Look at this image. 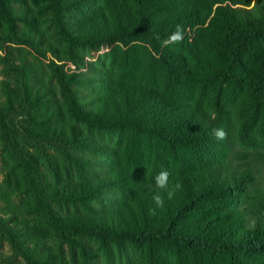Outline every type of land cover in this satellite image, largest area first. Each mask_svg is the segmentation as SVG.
Listing matches in <instances>:
<instances>
[{"label": "trees", "instance_id": "16d2710c", "mask_svg": "<svg viewBox=\"0 0 264 264\" xmlns=\"http://www.w3.org/2000/svg\"><path fill=\"white\" fill-rule=\"evenodd\" d=\"M177 25L182 41L162 46ZM0 44L47 60L0 57L1 150L72 260L32 235L29 264H100L84 238L110 264L127 247L125 264H264V0H0ZM161 169L182 191L150 212Z\"/></svg>", "mask_w": 264, "mask_h": 264}, {"label": "rangeland", "instance_id": "374dc122", "mask_svg": "<svg viewBox=\"0 0 264 264\" xmlns=\"http://www.w3.org/2000/svg\"><path fill=\"white\" fill-rule=\"evenodd\" d=\"M108 49L109 48L107 47H101L97 51L86 53L84 60L94 61L99 54L107 51ZM0 57L10 58L11 60H17L20 57H26L27 61L33 64V66L37 69L41 66L40 61L47 62V60L39 58L35 53L31 52L27 48L15 44H2L0 46ZM3 66L4 61L2 58H0V69ZM63 66L67 71L75 70L78 72L82 71L83 73H90L85 68H80L77 70L76 67L70 62L64 61ZM91 74L95 75L96 73L91 72ZM0 79H8V77L5 78V76L0 73ZM85 91L87 93L88 90L85 89ZM19 113L23 112H13L10 116V119L17 129H19L21 132H26L25 129L31 128V124H28V121L24 115H18ZM90 135H92L98 141L109 145H113L116 137L115 133L109 132L104 133L90 131ZM21 140L26 143V146H29V150L34 151L35 149V152L38 154V150L33 146L34 141H26L24 139ZM81 153L86 157L100 159L98 162L100 164L105 160V157L100 155L98 152L83 151ZM40 162L42 164V170L45 174L52 177V179L57 177L56 174H54V171L50 170L46 161L41 159ZM62 171L64 172L63 169ZM18 172L19 170L15 167V161L12 160L6 152L1 150L0 145V216L6 218L4 219L6 220V225L11 226L13 235V237L9 238L0 224V264H29L25 251H28L26 245L29 243V237L32 235L41 237L42 242L52 250L54 255H64L71 263L72 260L70 258V250H68L69 245L63 243L61 239L54 236L53 230H51L34 212L28 196L21 192L18 182ZM262 183L264 185V173L262 177ZM83 243L86 246L85 248L90 249V251L95 254V256L89 257L90 260L100 264H110V262H108V256L104 255L98 241L84 238ZM114 251V257L118 256L120 258L118 259L111 257V259H113V264H125L128 263V260L134 261L138 255V252L134 248L130 249L127 247L125 250H122L121 253H119L117 249H114ZM32 254L33 252L31 251L27 255L31 256ZM119 254L122 255L119 256Z\"/></svg>", "mask_w": 264, "mask_h": 264}, {"label": "clouds", "instance_id": "9594fccd", "mask_svg": "<svg viewBox=\"0 0 264 264\" xmlns=\"http://www.w3.org/2000/svg\"><path fill=\"white\" fill-rule=\"evenodd\" d=\"M183 37V29L180 25H177L175 30L170 36L163 40L162 46H168L172 43H180ZM156 39H159L157 36ZM213 135L217 140H223L226 138L227 133L223 128L215 129ZM154 189L156 190L152 195V201L155 205L154 209H150V212H155L158 209H162L165 206V198L171 200L175 197L177 192L182 191V183L180 181H172L170 172L166 169H161L154 177Z\"/></svg>", "mask_w": 264, "mask_h": 264}]
</instances>
